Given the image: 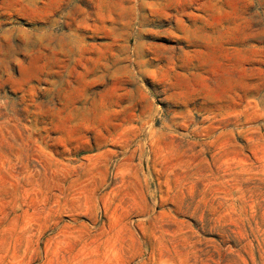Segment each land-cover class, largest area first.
Wrapping results in <instances>:
<instances>
[{
	"label": "rangeland",
	"instance_id": "1",
	"mask_svg": "<svg viewBox=\"0 0 264 264\" xmlns=\"http://www.w3.org/2000/svg\"><path fill=\"white\" fill-rule=\"evenodd\" d=\"M0 264H264V0H0Z\"/></svg>",
	"mask_w": 264,
	"mask_h": 264
}]
</instances>
